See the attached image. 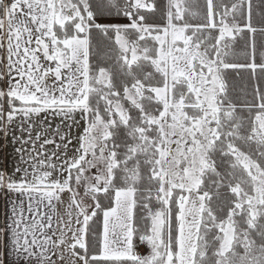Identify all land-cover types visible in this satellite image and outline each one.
Returning <instances> with one entry per match:
<instances>
[{"label": "snow or ice", "instance_id": "1", "mask_svg": "<svg viewBox=\"0 0 264 264\" xmlns=\"http://www.w3.org/2000/svg\"><path fill=\"white\" fill-rule=\"evenodd\" d=\"M257 32L264 0H0V141L18 157L0 264H264Z\"/></svg>", "mask_w": 264, "mask_h": 264}, {"label": "trees", "instance_id": "2", "mask_svg": "<svg viewBox=\"0 0 264 264\" xmlns=\"http://www.w3.org/2000/svg\"><path fill=\"white\" fill-rule=\"evenodd\" d=\"M226 2H228V0H226ZM254 11L258 12V10H254ZM260 19H261L260 15L258 14L254 15L253 23L257 28L261 27ZM237 39H238V43L234 45L236 55L232 59H234L235 62L241 64L250 62L249 54L251 52V48H250L251 35L249 34V38L247 41L241 37H237ZM255 39L258 49L257 63H259L260 62L259 49L261 44L264 43V35H261L259 32H257ZM101 62L103 63L105 61L101 60ZM228 71L232 73V79L234 83H236L239 88H246V90L250 94L252 85L255 83V81L251 77L250 69L239 68V69H229ZM257 71L259 72V70ZM261 86L264 87V81L261 82Z\"/></svg>", "mask_w": 264, "mask_h": 264}, {"label": "crops", "instance_id": "3", "mask_svg": "<svg viewBox=\"0 0 264 264\" xmlns=\"http://www.w3.org/2000/svg\"><path fill=\"white\" fill-rule=\"evenodd\" d=\"M33 135H35V132L33 133ZM17 146H19V145H17ZM0 147H1L0 159L2 160V163H0V170L11 173L13 171L14 167L16 166L17 162H18V157L13 150V145H11V144L4 145V143L2 141H0ZM7 147H10L9 156H7V154H6L7 153ZM4 148L6 150L5 153L3 152ZM12 155H13V158L15 159V162H13L11 165H8V161L12 162ZM11 199H13V198H10L9 196H7L5 194L0 193V226H2L4 223L6 211L10 210ZM9 258L15 259L14 257L11 256L10 252H9Z\"/></svg>", "mask_w": 264, "mask_h": 264}, {"label": "rangeland", "instance_id": "4", "mask_svg": "<svg viewBox=\"0 0 264 264\" xmlns=\"http://www.w3.org/2000/svg\"><path fill=\"white\" fill-rule=\"evenodd\" d=\"M73 135H75V132L73 133ZM7 145H8V144H7ZM9 149H10V147H7V153H6L7 156H9ZM0 151H1V147H0ZM3 152H4V153L6 152L5 148L3 149ZM13 162H15V159L13 158V155H12V162H9V161H8V165H11ZM0 163H2V160H1V159H0ZM60 212H61V213L63 212L62 208L60 209ZM137 251H138V253L141 254V255H146V254H148L149 249L147 248L146 245H138V247H137Z\"/></svg>", "mask_w": 264, "mask_h": 264}]
</instances>
